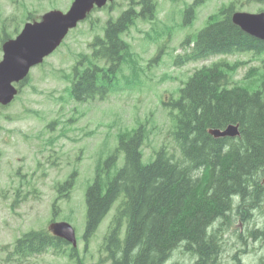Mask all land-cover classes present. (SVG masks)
I'll return each instance as SVG.
<instances>
[{
  "label": "trees",
  "instance_id": "trees-1",
  "mask_svg": "<svg viewBox=\"0 0 264 264\" xmlns=\"http://www.w3.org/2000/svg\"><path fill=\"white\" fill-rule=\"evenodd\" d=\"M203 1L186 3V23ZM155 7V0H132L116 18L106 20L103 34L92 41V54H83L68 73L74 100L106 96L128 53L122 33L138 17L151 18ZM233 10L231 2L209 15L195 36L186 37L184 43L193 41V47L179 55L176 63L218 54L261 56L264 40L237 26L232 21ZM99 61L107 64L102 66ZM238 64L216 61L203 65L180 89L179 98L165 103L174 121L171 134L176 152L162 145L144 162V124L119 135L108 165L123 153V166L114 174L108 171L106 180L97 174L85 194L86 243L117 204L115 221L102 246L104 259L112 264H168L177 252L180 261L172 264H226L217 255L223 250L220 242L225 241L227 220L240 218L247 230L246 236L241 235L246 238L264 236V78L256 89L250 88V81L231 84L230 71ZM256 71L253 68L245 79ZM260 75L264 77V71ZM229 124L238 125L239 135L215 137L209 132ZM73 183L74 176L65 182ZM259 217L263 221H257ZM63 244L64 240L45 229L32 230L16 241L13 254L26 257Z\"/></svg>",
  "mask_w": 264,
  "mask_h": 264
},
{
  "label": "rangeland",
  "instance_id": "rangeland-1",
  "mask_svg": "<svg viewBox=\"0 0 264 264\" xmlns=\"http://www.w3.org/2000/svg\"><path fill=\"white\" fill-rule=\"evenodd\" d=\"M191 1L155 0L152 18L135 19L122 34L129 45L128 53L104 98L74 100L69 92L68 73L83 54H92V41L96 35L103 34L106 20L116 18L132 0H116L111 7L108 3L95 8L86 20L70 30L61 46L43 64L31 69L28 83L0 116V264H76L68 254L53 250L7 260L18 237L32 229H48L52 218L68 220L75 226L84 264H111L110 260L100 261L104 258L100 246L116 204L87 248L81 235L86 222L87 187L97 174L106 180L108 171L114 174L122 163L121 153L116 164L108 165L119 142L118 136L123 132L132 133L142 123L146 129L142 148L145 159L164 144L176 152L169 135L173 122L164 102L173 95L177 97L181 80L187 78V81L196 68L209 64L208 61L226 59L234 64L243 60L244 64L230 71V82L243 83L248 70L256 68L257 77L250 88L260 84L264 53L213 56L206 61L187 62L182 67L176 66L174 60L184 51L181 43L187 34L195 36L204 26V19L222 6L233 2L235 11L260 12L264 11V2L205 0L198 6L194 21L186 23L185 5ZM71 3L72 0H0V33L5 35L4 28L9 36L15 37L27 21L28 12L39 20L54 8L67 11ZM1 44L0 39V59ZM160 47L164 48L161 60ZM73 171L77 174L69 196L66 190L61 194L58 185ZM257 221L263 219L259 217ZM243 226L240 218L235 222L227 220L228 240L220 239L223 250L217 255L218 261L232 264L238 259L237 264L263 263L264 236L246 238L247 230ZM239 233L244 236L237 238ZM238 246L239 252L235 254ZM65 250L68 252V247ZM225 251L229 253L225 255ZM177 254H173V262L180 261Z\"/></svg>",
  "mask_w": 264,
  "mask_h": 264
},
{
  "label": "water",
  "instance_id": "water-1",
  "mask_svg": "<svg viewBox=\"0 0 264 264\" xmlns=\"http://www.w3.org/2000/svg\"><path fill=\"white\" fill-rule=\"evenodd\" d=\"M108 0H74L70 9L63 12L54 9L46 12L42 20L27 23L16 39L8 40L3 48L4 60L0 62V103H9L17 89L13 81L24 79L31 66L41 62L63 41L71 28L77 26L93 9L94 5L103 6ZM233 22L245 32L264 39V12H235ZM215 136H235L239 134L237 125H228L224 130H210ZM51 229L76 244L75 231L66 222H56Z\"/></svg>",
  "mask_w": 264,
  "mask_h": 264
}]
</instances>
